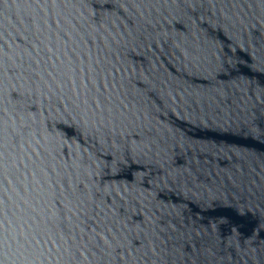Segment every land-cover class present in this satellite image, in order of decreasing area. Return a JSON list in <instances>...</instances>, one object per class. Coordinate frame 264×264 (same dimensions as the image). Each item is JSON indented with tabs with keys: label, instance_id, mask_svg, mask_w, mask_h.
I'll use <instances>...</instances> for the list:
<instances>
[{
	"label": "water",
	"instance_id": "1",
	"mask_svg": "<svg viewBox=\"0 0 264 264\" xmlns=\"http://www.w3.org/2000/svg\"><path fill=\"white\" fill-rule=\"evenodd\" d=\"M0 264H264V0H0Z\"/></svg>",
	"mask_w": 264,
	"mask_h": 264
}]
</instances>
